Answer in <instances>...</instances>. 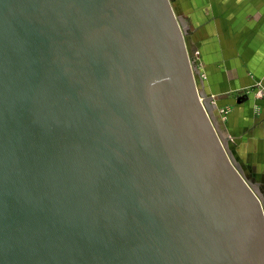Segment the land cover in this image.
Masks as SVG:
<instances>
[{"label":"water","instance_id":"obj_1","mask_svg":"<svg viewBox=\"0 0 264 264\" xmlns=\"http://www.w3.org/2000/svg\"><path fill=\"white\" fill-rule=\"evenodd\" d=\"M189 35L174 0H0V264H264Z\"/></svg>","mask_w":264,"mask_h":264},{"label":"crops","instance_id":"obj_2","mask_svg":"<svg viewBox=\"0 0 264 264\" xmlns=\"http://www.w3.org/2000/svg\"><path fill=\"white\" fill-rule=\"evenodd\" d=\"M174 1L179 12L187 19L191 35L225 34L224 41L213 46L224 50L225 74L222 75L220 69H216L217 60L211 62V75L202 81L206 93L231 105L235 99L238 101L241 97H247L246 101H236L238 104L231 118V128L239 129L241 125L243 134L264 129V99L257 100L251 92L258 86L255 85L257 83H260L259 88H262L261 84L264 86V0ZM189 15H193L195 23L200 21V25L192 27L187 17ZM207 15L209 20L204 19ZM260 109L261 115L257 117L256 111ZM232 139L241 161L250 173L254 172V168L238 152V143L234 137ZM255 174L264 189V172L258 171Z\"/></svg>","mask_w":264,"mask_h":264},{"label":"rangeland","instance_id":"obj_3","mask_svg":"<svg viewBox=\"0 0 264 264\" xmlns=\"http://www.w3.org/2000/svg\"><path fill=\"white\" fill-rule=\"evenodd\" d=\"M190 12L192 13V10ZM187 17L190 20L192 27L200 25V21L196 23L193 21V15H189ZM204 19L209 20V15H207ZM224 37V33H194L193 35H189L187 39L189 42L188 49L190 54L193 52L194 56L192 61H194V64L200 71V78H198L201 81L208 79V75H211V62H215L216 60L218 62L216 69H220L219 73L222 75L225 74L226 65L224 61V50L223 48H213L217 42L224 41ZM255 85L258 86L251 90V92L255 95L254 97L257 100L264 99V86L261 84L262 88H259L260 83ZM224 93L225 92H223V94ZM236 101L237 100L235 99L234 104L232 105L228 104L225 100L216 101V118L224 134L232 138L234 137L235 141L238 143V152L241 156H244L243 159L245 162L247 164L250 163L251 167L254 168L255 173L258 171L264 172V129H261V131H250L246 134L242 133L243 129L241 125H239V129H232L231 118L233 116L234 108L237 107V102L240 103V100ZM261 112V109L260 111H256V114L258 115L257 117H260ZM254 172L252 171L251 173L256 176ZM262 191L264 192V189H262Z\"/></svg>","mask_w":264,"mask_h":264}]
</instances>
